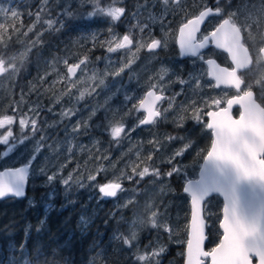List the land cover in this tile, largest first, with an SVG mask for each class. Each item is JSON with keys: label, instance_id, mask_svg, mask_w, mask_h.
Wrapping results in <instances>:
<instances>
[{"label": "snow or ice", "instance_id": "1", "mask_svg": "<svg viewBox=\"0 0 264 264\" xmlns=\"http://www.w3.org/2000/svg\"><path fill=\"white\" fill-rule=\"evenodd\" d=\"M52 3L59 5L60 0H52ZM80 5L81 7L91 5L84 13L86 17H102L109 21L110 38L101 43L108 53H131L133 47L136 52L146 49L149 53H154L157 49L167 47L168 38L171 36L168 18L180 15L181 21L175 29L176 34L171 38L178 43L181 55L197 57L208 65V71L200 74L192 72L188 79L177 75L175 81H171L189 85L192 90L191 99L180 104H177L176 98L183 94V88L180 92L166 95V85L169 81H166L165 77L170 72L166 67L159 70L155 82L149 85L145 95L133 100L131 95L125 94V101L132 100L133 103L131 108L123 113H120L119 109L108 108L112 96L107 97L104 105L92 108L87 119L79 118L75 123L66 126V133L74 134L73 139L67 140L64 149L67 153L66 160L70 161L73 158L74 149L79 152L87 150L88 159H93V153L86 145L80 144L77 147L73 140L75 135L87 134L92 127L89 121L101 110L112 113L105 116L103 131L108 133L116 146L129 139L136 127L156 126L171 121L176 128H183L187 120L193 121L207 133L209 140L207 147L194 149L195 142L180 135L170 133H165L163 137L154 135L148 141L152 148L147 153L137 151L136 159L115 174L112 180L103 184L97 181V176L106 171L103 164L89 172L85 179L93 182L90 186L98 189L102 197H115L118 192L124 191L123 180L131 181L137 178L143 180L148 176L171 178L174 174H180L183 169L174 161L189 150H195L201 159L199 178L187 180L183 186L182 191L186 194L189 205L183 226L187 238L177 241L186 245L185 251L180 253L185 257V264H264V0H261L259 5L249 4L244 0L234 9L229 7L228 11H224L225 6L221 5L220 0H216L213 7L201 3L195 13L188 12L186 0H137L132 11L128 10L124 0H80ZM228 5H231V0H228ZM0 13L5 18L10 13L12 18L19 20L18 25L15 23L8 25L0 21V49H8L13 36L17 43L24 45L23 50L15 54L0 51V77L8 80H14L19 76L32 48L44 43L41 37L46 31L58 32L63 28L61 16L75 18L78 15L71 10V5H66L63 12L54 19L50 0H41L35 11L31 9L27 11L31 18L28 24H24L21 18L23 13L15 8H0ZM210 16H220L221 21L212 31L202 33L200 26ZM129 18L132 23L129 24L127 33L123 35L117 33L114 30L115 25L122 19ZM155 25L160 26L162 36L153 35ZM30 33L34 35V39L29 36ZM24 38H28L27 41ZM210 44L228 54L230 66L222 67L210 54L201 51ZM95 45L94 36L93 47ZM134 59L133 56L116 70L105 72L103 77H100L96 72L88 75L87 55L57 58L56 63L63 65V71L53 67L56 76L51 81L47 79L52 75L51 72L38 74L34 80L29 81L26 92L23 88L20 89L19 99L12 98L4 105H0V144L23 143L30 135H35L39 131L40 144L37 145L36 152L40 151V145L52 152H59L63 145L60 142L47 144L43 127H38L41 123V113L47 111L58 117L51 123L43 122L49 128L63 124L65 120L70 121L79 111L72 104L73 99L78 103L84 100L86 95L92 96L97 88L104 85V77L120 76L125 69L131 67ZM257 69L260 72L258 79L254 75ZM209 76L212 82L202 83ZM57 84L62 85V90L57 89ZM206 88L221 91L215 95L211 93L200 95ZM73 89H76V93ZM33 94L36 99L29 101L27 97ZM44 95L48 96L50 101L48 105H44L41 100ZM65 98L68 103H64ZM57 105H60L58 112ZM234 106H238L239 109L235 116ZM133 112H143L144 115L138 117L135 126L127 128L125 118ZM95 127L99 128L101 125L96 124ZM16 129L19 130V136L15 134ZM176 141L182 143L168 155L164 162L171 167L162 173L152 163L153 157L165 143ZM99 144V140L93 141L96 159L109 160L110 156L107 153L100 152ZM35 158L33 155L31 160ZM29 167L30 163L19 169L0 173V199L24 196V184ZM78 169L79 165L76 166L75 177L71 172L64 176L59 168L55 172H49L41 167L39 171L49 183L60 181L67 189L71 187L73 181L80 187L84 186L79 180ZM163 191L162 186L161 192ZM213 197H222L219 212H213L210 207ZM131 202L126 201L124 206ZM147 211L146 221L135 219L131 222L129 235L121 234L114 238L133 249L137 264H161V258L167 252L166 245L158 241H149L141 248L136 229L147 222L153 229L167 232L169 238H172L179 226L172 227L166 220L160 219L162 214L156 208H148ZM213 215L217 216L218 239L206 250L205 241L209 238L207 230L210 228ZM39 230L38 228L37 231ZM20 264H33V261L24 258ZM35 264H40L39 260Z\"/></svg>", "mask_w": 264, "mask_h": 264}, {"label": "rangeland", "instance_id": "2", "mask_svg": "<svg viewBox=\"0 0 264 264\" xmlns=\"http://www.w3.org/2000/svg\"><path fill=\"white\" fill-rule=\"evenodd\" d=\"M128 0H124L127 2ZM41 0H0V8H15L19 12L23 13L22 20L24 24H28L30 21V17L27 15V11L31 9L35 11ZM64 3L65 5H70L67 3L60 1L59 5L52 3L50 0V6L52 7L53 18L55 19L59 13V6ZM136 4V1H135ZM188 1L186 0V5ZM64 5V8H65ZM79 6L80 3H78ZM77 6L74 4L72 8ZM88 7L87 11L91 8V5H84L83 8ZM130 11V10H129ZM155 11V9H154ZM63 16H61V19ZM88 18V17H87ZM93 20L94 24L102 25L105 24L103 29L95 30L92 33L81 31L74 37H71L70 41L67 42L63 46V48H59L58 44H54L51 40L55 36L54 31L45 32L41 39L44 41L42 45L34 46L31 52H34L35 59L38 61V70L41 71V74L44 72H51L52 75L48 76V81H51L55 76L56 72L53 71V67L58 69L59 71H63V65L60 63H56L57 58L63 57H80L83 55H87L89 57V72L88 75H91L92 72H96L98 76L103 77L105 72H111L116 70L121 64L127 62L128 59L135 57L134 62L131 64L130 68L125 69L120 76L113 78L111 75L104 77V85L97 88L96 92L92 96H85L84 100L79 101L78 103L73 99L72 104H74L79 111L77 115L73 116L70 120L71 123H75V121L79 118L87 119L89 112L92 108L97 105H104L105 99L109 96H112L111 100H109L107 107L110 109H119L120 113H123L127 109H130L133 101H125V94H129L135 100L138 97H141L142 91L149 89V85L155 82V79L159 73V70L162 67L158 66V60L154 59L153 61L148 59L144 54V50L139 52L135 51V47L131 53L127 52H116V53H108L105 47L99 45V49H90L87 43L93 42V37L95 36L96 41L99 40L105 41L110 38V33L108 32L109 21L106 18L102 17H94L88 18ZM0 21L11 25L13 23L19 24V20H15L8 14L7 18L4 17L2 13H0ZM132 21L129 19H122L121 22L117 23L114 27V30L123 35L124 28L129 27V24ZM169 28V24H168ZM170 29V28H169ZM171 30V34H173V29ZM156 35L162 36L163 32L159 25H157ZM153 32V35H155ZM123 33V34H122ZM158 33V34H157ZM31 38H35L32 33L29 34ZM69 37L67 36V39ZM26 41L28 38H24ZM54 39V38H53ZM100 41V42H102ZM62 42V41H61ZM171 42V36L168 38V43ZM24 45L18 43L16 49L11 51V54L18 53L23 50ZM79 49V50H78ZM91 50L95 52V55L91 53ZM0 51H7V49H0ZM9 52V51H7ZM100 59L97 60L96 58ZM157 61V64H156ZM71 62V60H70ZM154 62V64H153ZM25 64V63H24ZM158 66V67H157ZM16 77L14 80H8L5 77H0V105H4L8 102L9 99H19L20 89L23 88L25 92L28 89L29 81L31 77L29 75H24ZM79 75V74H78ZM256 78L258 79L260 76V72L257 69L254 73ZM177 75L166 76L165 80L169 81L166 85V92L171 91L172 93L180 91L183 85L179 83H173L171 81H175ZM22 77V84L17 85L18 79ZM34 80V79H33ZM131 81L130 83H128ZM207 80L204 79L203 83H206ZM175 84L178 85V90H175ZM45 86H47V81L45 82ZM57 89L62 90V86L57 84ZM82 87V86H78ZM188 93L184 91L185 98L178 101V97L176 101L178 103H183L188 99H191L193 93L189 87ZM117 89L119 91L117 92ZM207 89V88H206ZM205 89V90H206ZM15 90V91H14ZM258 91V90H257ZM73 92L76 93V89H73ZM219 91L208 88L204 94L207 95L211 93L215 95ZM115 93V95H113ZM78 94V93H77ZM27 99L29 101L35 100V94L28 96ZM44 105L49 104V99L47 95L41 97ZM64 103H68L67 98H65ZM60 105L56 106V110ZM25 110H27V105L24 106ZM88 108V109H87ZM44 112V111H43ZM43 112L40 115L41 123L38 127H43V134L47 137V144H54L56 142H60L63 146L61 147L59 152H52L47 147L40 145V151L36 152L37 145L40 144L39 137L41 132H37L35 135H30V138L25 139L23 143H15L9 145L0 144V168H11V167H19L22 165L31 164V176L30 178L37 179V182L33 184L45 188L47 190L46 200L51 201L56 197L57 186H62L64 190H69L70 188L79 187L75 181L72 182L71 187L66 189V186L62 184V182L57 181L55 183H49L46 177L40 173L39 169L41 167L46 168L49 172H55L57 168L60 169V173L64 176H67L70 172L75 177L77 175L76 166L79 165L78 172L79 180L84 184L82 188H86L93 197H100V193L98 189L91 187L90 183L85 178L89 174L95 170L100 164H103L106 171L97 176V181L103 184L114 178L115 174H118L121 169H124L126 165H128L131 161L136 159V152L140 151L142 153H147L152 146L148 144V141L153 138V136L163 137L165 133H170L172 135H180L185 138H191L194 143L195 148H205L208 145L207 133L202 131L200 125L194 123L191 120H187L184 124L183 128H176L173 124V127L164 128L160 125L155 126L151 129H142L136 127V130L131 132L130 138L124 140L120 143L119 146L115 145V142L111 141L107 132L103 131V124L105 122V116L111 115V112H107L104 110L98 111L96 116L89 121L90 129L87 134L75 135V139L73 142L77 145L80 144L86 145L88 150H91L93 153V159H88L87 150L84 152H79L76 149L73 150V158L68 161L66 160L67 153L64 149L67 146V140L73 139V135L71 133H66L65 128L66 125H57L55 127L49 128L46 127L43 122L44 119L41 117ZM136 112H133L131 115L127 116L125 119L127 121V128H132L136 125ZM171 117V113H169ZM104 118V119H103ZM171 122V121H169ZM51 123V122H48ZM69 122L67 126L70 125ZM96 124H100L101 127H95ZM164 125V124H163ZM83 128L81 129V133H83ZM15 134L17 136L20 135L19 130H15ZM99 140V148L101 153H107L110 156L109 160H98L96 159V151L93 147V141ZM182 141H176L174 143H165L164 147L160 149V151L153 157L152 163L157 166L161 172L167 171L171 165L164 162L166 161L168 155L174 151L176 148L180 147ZM11 149V151H9ZM7 152V155L5 153ZM123 153V158H121V154ZM35 155V160H31V157ZM179 166L182 167V172L180 174H174L171 178H167L161 176L159 178L148 176L143 180H123L122 185L124 191L119 193V197L116 199L118 203L119 211L124 217H120L121 225L124 227L123 235L127 236L130 234L131 222L135 219H144L147 220L148 208H156L162 214L160 219L166 220L170 226L178 227V231L176 235L172 238H169V234L167 232H163L162 230L153 229L150 224L145 222L142 226L137 227L138 234V242L141 248H144L145 245L149 243V241L159 242L167 247V252L161 258V264L164 259H167L166 264H182L179 263L178 259L180 253H182V249L180 246L186 247L183 243H178L177 241L185 240L186 234L183 230L184 226V218L188 212V198L183 193L182 189L187 180L196 179L198 176V171L200 169L201 159L195 153V150H189L182 157H178L176 161ZM114 165V166H113ZM143 166V165H142ZM130 171V168L128 169ZM30 180V179H29ZM164 187V191L161 192V187ZM170 189V190H169ZM131 200V203H128L127 206L125 202ZM213 212H219L221 208V200L218 197L212 198V203L210 205ZM217 216L213 215L209 228V235L211 236V242L214 243L218 239L216 233L218 232V224H217ZM123 244V243H122ZM129 251V255L135 260L133 255V249L129 248L127 245H124ZM210 247H207L209 249ZM182 251V252H181ZM185 251V249H184ZM184 259V256H183ZM169 262V263H168ZM137 264V261L134 262Z\"/></svg>", "mask_w": 264, "mask_h": 264}, {"label": "trees", "instance_id": "3", "mask_svg": "<svg viewBox=\"0 0 264 264\" xmlns=\"http://www.w3.org/2000/svg\"><path fill=\"white\" fill-rule=\"evenodd\" d=\"M53 38L57 44V36ZM17 44L13 36L7 51ZM38 67L30 52L19 75L25 73L33 80L41 74ZM18 80L17 85L22 84L23 78ZM36 182L35 176L30 178L24 198L0 200V264H20L24 258L33 264L37 260L40 264H135L122 241L114 238L124 232L120 221L124 215L116 202L119 195L104 200L86 188L64 190L59 185L56 197L48 201L45 188L33 187ZM210 239L209 235L207 247L213 246Z\"/></svg>", "mask_w": 264, "mask_h": 264}, {"label": "flooded vegetation", "instance_id": "4", "mask_svg": "<svg viewBox=\"0 0 264 264\" xmlns=\"http://www.w3.org/2000/svg\"><path fill=\"white\" fill-rule=\"evenodd\" d=\"M60 1H63L65 3H67V1H68L69 4L71 5V10L73 12H77L78 15L75 18L62 17V18H64V19H62L63 23H64L63 28L60 31H58V32L54 31L55 36H57V44L59 43L58 44L59 48H63V46L65 44H67V42L70 41V39H72L71 37H73V35H76L77 32L80 33L81 31H86V32L92 33L95 30H99V29H103L104 28V27H99V25L97 27L93 23L94 22L93 20L88 19L84 15V13L87 12L88 7L83 8V7L79 6L78 3H80V0H60ZM135 1L137 2V0H128L127 2H125L128 10H130V11L134 10ZM187 1H188V4L186 6H187V9H188L189 13H195L201 3L207 4L210 7L215 6V3H216V0H187ZM243 2H244V0H231V5H228V0H220L221 5L225 6L224 7V11H228L229 7L234 9V8H236L238 5H240ZM247 2L249 4L259 5L261 0H247ZM74 4H77V6L72 8ZM64 5L65 4L62 3L59 6V13L63 12ZM74 9H77V10H74ZM78 9H82L84 11L81 12V11H78ZM168 19L170 21L169 28L174 30L173 34H171V37H172V36H175V34H176L175 33V29H176L177 25L181 21V16L180 15H176L174 17L170 16ZM220 21H221V17L220 16H210L206 20L204 25L202 26L201 32L202 33H206V32L212 31L214 29V27L217 26ZM156 29H157V25L153 26V32H155ZM127 31H128V27L124 28V33L125 34L127 33ZM67 36L69 37L68 39L66 38ZM155 36H157L156 32H155ZM157 37H160V36H157ZM100 41H102V40H99V42L96 41L95 47H93V42L92 43H87V44L89 45L90 49H99V45L98 44L103 42V41L102 42H100ZM254 51H255V49H253V52ZM202 52L210 54L211 58L215 59L216 62L218 64H220L221 66H230V64H231V61L228 58V54L223 52L222 50L216 49L211 44L209 45V47L207 49H205ZM91 53H93L95 55V52H93V50H91ZM144 54L146 55V57L148 59H150L152 61L154 59H157L159 67L168 68L170 70L168 77L169 76H173V75H180L184 79H188L189 74L192 73V72H196L197 74H200V73H204V72L208 71L207 64L203 63L197 57H190V56L183 57L181 55L178 43H176L172 38H171V42L169 44H167V47L161 48V49H157L154 53H149L145 49L144 50ZM153 64H154V62H153ZM156 64H157V61H156ZM78 74L79 73H77V75ZM206 80H207L206 83L212 82L210 76L207 77ZM130 82L131 81H129L128 83H130ZM202 83H203V81H202ZM187 87H189V85H183L182 86V88L184 89V91H186V93H188V88ZM179 88H181V87H179L178 85L175 84L174 89L178 90ZM206 90L201 92V94H204ZM215 90L219 91V92L221 91L220 89H215ZM146 91H147V89L145 91H142L141 96L145 95ZM228 91H231V90H228ZM178 92H180V91H178ZM171 94H172L171 91L166 92V95H171ZM185 97L186 96H185V94L183 92V94L178 97V101L182 100ZM177 104H180V103L177 102ZM59 108H60V106L56 110L57 112L59 111ZM238 111H239V109L235 108L233 110V115L234 116L237 115ZM143 115H144L143 112H140V113L136 114V121H137L139 116H143ZM41 117L44 119V121H47V122H52V121L58 119L57 116H53L51 113H48L47 111H44ZM68 122L70 124L69 120H65L63 124H59V125H66L67 126ZM158 125H160V126H162L164 128L173 127V123L172 122L162 123V124H158ZM158 125H156V126H158ZM153 127H155V126L143 125V126L138 127V129L142 128V129L145 130V129H151ZM200 128H201V126H200ZM64 132H66V131H64ZM205 141H208V143H209L208 139H205ZM208 231H209V229H208ZM180 248L184 252L185 247L184 246H180ZM206 248H207V246H206ZM178 257H179V259H178L179 263L182 262V264H183V262H184L183 256L180 255ZM166 260L167 259H164L162 264H166V262H167Z\"/></svg>", "mask_w": 264, "mask_h": 264}, {"label": "water", "instance_id": "5", "mask_svg": "<svg viewBox=\"0 0 264 264\" xmlns=\"http://www.w3.org/2000/svg\"><path fill=\"white\" fill-rule=\"evenodd\" d=\"M206 22V21H205ZM204 22V23H205ZM204 24H202L201 26H200V28H202V26H203ZM179 46V45H178ZM214 46V45H213ZM209 47V46H208ZM207 47V48H208ZM207 48H205V49H207ZM180 49V48H179ZM205 49H203V50H201V51H204ZM183 56V55H182ZM183 57H185V56H183ZM208 66V65H207ZM223 67V66H222ZM211 78V77H210ZM223 87V86H222ZM235 108H238V106H234L233 107V110L235 109ZM26 165H22V166H19V167H11V168H0V173H3V172H5V171H8V170H16V169H19V168H21V167H25ZM200 170V169H199ZM30 176H31V167H29L28 168V173H27V179H26V182H25V184H24V196H22V197H7V198H3V199H0V200H6V199H11V198H16V199H22V198H24L25 197V195H26V192H27V189H28V184H29V179H30ZM199 178V172H198V176H197V178L196 179H198ZM196 179H192V180H196ZM122 187H123V185H122ZM119 193L120 192H118L117 193V196H115V197H110V198H107V197H102L104 200H111V199H115V198H117L118 197V195H119ZM185 194V193H184ZM186 195V194H185ZM101 196H102V194H101ZM214 198V197H213ZM221 201H222V197H218ZM208 231V230H207ZM207 242H208V239L205 241V249L207 250V248H206V245H207ZM185 249H186V247H185ZM183 264H185V257H184V262H183Z\"/></svg>", "mask_w": 264, "mask_h": 264}, {"label": "bare ground", "instance_id": "6", "mask_svg": "<svg viewBox=\"0 0 264 264\" xmlns=\"http://www.w3.org/2000/svg\"><path fill=\"white\" fill-rule=\"evenodd\" d=\"M67 38V37H66Z\"/></svg>", "mask_w": 264, "mask_h": 264}]
</instances>
